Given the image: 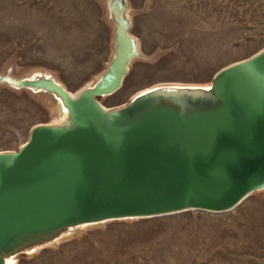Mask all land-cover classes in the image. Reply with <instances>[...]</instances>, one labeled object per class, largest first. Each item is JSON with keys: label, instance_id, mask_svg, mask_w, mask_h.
I'll use <instances>...</instances> for the list:
<instances>
[{"label": "water", "instance_id": "1", "mask_svg": "<svg viewBox=\"0 0 264 264\" xmlns=\"http://www.w3.org/2000/svg\"><path fill=\"white\" fill-rule=\"evenodd\" d=\"M103 1L111 55L92 81L72 91L46 69L0 72V85L53 108L17 149L0 150V264L92 225L224 212L264 192V46L210 82L157 83L107 106L132 62L152 57L133 32L141 9Z\"/></svg>", "mask_w": 264, "mask_h": 264}, {"label": "rangeland", "instance_id": "2", "mask_svg": "<svg viewBox=\"0 0 264 264\" xmlns=\"http://www.w3.org/2000/svg\"><path fill=\"white\" fill-rule=\"evenodd\" d=\"M133 32L150 60L135 59L123 86L101 101L127 102L157 83H207L222 66L264 46V0H130ZM103 0H0V72L46 69L70 90L111 55ZM43 96L0 85V150L17 149L51 120ZM18 264H264V192L224 212L191 209L118 219L19 256Z\"/></svg>", "mask_w": 264, "mask_h": 264}]
</instances>
